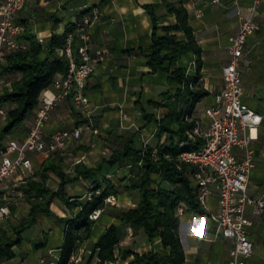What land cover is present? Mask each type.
I'll list each match as a JSON object with an SVG mask.
<instances>
[{
    "label": "crops",
    "instance_id": "0c3cea01",
    "mask_svg": "<svg viewBox=\"0 0 264 264\" xmlns=\"http://www.w3.org/2000/svg\"><path fill=\"white\" fill-rule=\"evenodd\" d=\"M166 1L182 3L188 13V23L193 30L194 38L201 48L202 77L199 86L209 95L196 104L193 118L205 126L206 117L201 114V109L211 105L213 95L222 88L221 68L229 58L227 50L229 37L236 34L239 27L236 12L246 14L250 0H220L218 3L212 0H25L18 12L17 22L23 26L24 31L45 44L52 35H60L74 25L87 7L99 6L101 10L100 18L90 28L91 54L95 58L96 49H104L106 53L101 55L95 64L85 87L90 116L98 127L99 134L92 135L89 131L83 130L78 140L69 141L63 150L57 152L63 157L62 165L67 173L72 174L74 164L79 161L93 167L101 158H107L114 148V142H117L120 136L133 134L135 148H141L144 141L150 146L156 144V124L145 116L150 115L155 119L164 116L168 108L157 107L155 104L163 103L164 95L173 93L176 85L170 81L169 73L160 70L151 72L147 66L145 49L150 44L152 22L144 7L154 6L159 18L158 24H172L175 18L167 14ZM197 10L201 11L200 17L195 16ZM260 13L264 16V3L260 6ZM58 52L61 53L60 50ZM192 61H195L193 54L184 55L177 61L175 67L182 66L186 69ZM4 64L5 62L2 65ZM239 71L243 86L242 101L255 112L264 113V22L246 38ZM60 77L57 75L56 81ZM13 78H18V75L11 77ZM197 107H200L199 110ZM33 116L34 111L2 140L1 147L10 140L21 143L27 135ZM84 121L85 114L82 109L75 107L70 99H64L50 113L45 125L46 137L62 129L81 126ZM3 125L4 119L0 118V131ZM257 134V139L251 143L255 150V160L248 178L247 192L252 197L264 198V122L258 127ZM26 154L31 160L33 173L48 156L36 151H28ZM129 173V167L119 169L103 167L102 174L114 185H120V192L115 196L116 204H106L97 221L93 223L86 245L95 242L106 227L117 222L116 215L119 212L135 207L136 194L124 191L121 187ZM27 177L14 174L0 185V195L4 196L16 189ZM56 183L57 180H50L52 187H55ZM88 185L89 182L79 179L67 186V193L70 197L83 198ZM68 189H71V192H68ZM59 204L61 214L53 210L57 217H70L76 212L61 202ZM207 204L209 212L217 210L215 187L211 188ZM25 207L26 216L29 208L27 203ZM201 211L194 212L183 207L182 214L178 215V234L185 263L227 264L230 241L219 234L216 223L210 219L209 213L202 209ZM248 217L251 221L248 238L253 243V252L246 259V264H264V212L258 216L248 213ZM39 218L38 216L37 222ZM42 222V229L37 228L34 231L37 223L27 229V232L31 230L27 243L20 248L13 247V258L0 264H40L41 259L47 262L54 260L49 253L52 252L54 257L58 256L63 240V225L58 218L53 217L48 221L43 219ZM0 228L9 230L6 219L0 221ZM119 249L134 253L151 250L166 252L159 240L149 241L141 230L133 234L129 226L124 228V235L115 251L116 255ZM82 257L84 260L85 255ZM87 257L84 263L82 260L69 264H85ZM129 259L130 257L127 259L118 257L115 262L109 264H128ZM96 263L97 258L94 256L90 264Z\"/></svg>",
    "mask_w": 264,
    "mask_h": 264
},
{
    "label": "trees",
    "instance_id": "16d2710c",
    "mask_svg": "<svg viewBox=\"0 0 264 264\" xmlns=\"http://www.w3.org/2000/svg\"><path fill=\"white\" fill-rule=\"evenodd\" d=\"M165 7L167 14L175 18L172 24H158L154 6L144 7L152 22L150 44L145 49L147 66L151 72L160 70L169 73L170 81L176 85L173 93L164 95L163 103L155 104L167 107V113L159 119L145 116L156 124V144L135 148L133 134L120 136L107 158H101L93 167L79 161L74 164L72 174L64 170L63 157L58 151L49 153L39 169L16 188L29 206L28 214L23 221L12 225L9 231L0 228V262L13 258V247L22 243L23 231L36 223L38 215H44L58 218L63 225V240L55 264H69L70 256L90 238L94 223L90 215L97 209L103 210L107 196H116L120 192V185H114L102 174L106 166L112 169L130 168L129 176L121 187L124 191L134 192L137 201L135 207L119 212L117 222L106 227L90 244V255L85 264H90L94 256L96 264H109L118 257H130L128 264H186L176 210L182 206L194 212L202 211L191 180L193 168L185 163L178 166L175 157L182 151L202 148L203 139H190L188 133L195 125L193 113L196 104L209 93L199 86L202 77L201 48L188 23L186 9L180 1H166ZM73 27L60 35H52L45 44L24 31L20 38L27 42V49L9 52L5 56L0 75L8 78L9 87H2L0 91V106L8 108L0 131V148L2 140L36 109L41 92L52 85L57 75L66 73L67 59L58 50L64 48L66 34ZM188 54L195 56L196 65L192 73L186 74L184 67L175 65ZM17 75L18 78L11 79ZM165 155L171 159H166ZM51 179L57 180L55 189L51 187ZM79 179L89 182L87 190L92 192L89 200L70 197L67 193V186ZM55 200L76 212L70 217H57L51 209ZM125 226H129L133 234L141 230L149 241L159 240L166 252L151 250L134 253L119 249L116 255Z\"/></svg>",
    "mask_w": 264,
    "mask_h": 264
},
{
    "label": "built area",
    "instance_id": "2783aa9c",
    "mask_svg": "<svg viewBox=\"0 0 264 264\" xmlns=\"http://www.w3.org/2000/svg\"><path fill=\"white\" fill-rule=\"evenodd\" d=\"M212 1L218 3L220 0ZM24 3L25 0H2L0 3V66L9 52L23 51L28 47L27 42L20 38L24 28L17 22V14ZM263 3L264 0H250L246 14L236 12L239 27L236 34L229 37V58L221 68L222 88L213 95V103L203 109L205 126L195 120L193 129L188 133L190 139H203V146L198 150L182 151L175 157L178 166L182 163L192 166L191 180L197 190L199 207L209 213L219 234L230 241L227 264H246V259L253 252V243L248 238V227L251 225L248 213L258 216L264 212V198L252 197L247 192L248 178L255 160L251 143L258 137L257 129L264 122V113L255 112L242 101L243 86L239 71L246 38L264 22V16L260 13ZM100 15L99 6L87 7L73 29L67 32L61 51L67 59V71L41 92L24 140L21 143L10 140L0 148V185L14 174L27 177L33 173L31 160L26 154L28 151L49 154L63 150L71 140H78L83 130L92 135L99 134L90 116L85 87L95 64L106 53L104 49H96V57L93 58L91 54L90 28ZM200 15L201 11L197 10L195 16ZM195 65V61L190 62L185 73H192ZM8 84V78L0 75V91ZM67 98L75 107L82 109L84 123L46 137L45 125L52 109ZM5 115L6 108L0 106V118L4 119ZM146 146L147 142L144 141L142 147ZM164 157L171 159L169 155ZM212 187L217 190L218 207L215 212H209L207 204ZM91 197L92 192L87 190L83 198L89 200ZM115 200L114 195H109L104 199V204H115ZM100 211L95 210L90 219H96ZM182 212L183 207L179 206L177 215ZM9 213L7 205L0 206V220L8 217ZM74 259L75 254H72L69 260Z\"/></svg>",
    "mask_w": 264,
    "mask_h": 264
},
{
    "label": "rangeland",
    "instance_id": "374dc122",
    "mask_svg": "<svg viewBox=\"0 0 264 264\" xmlns=\"http://www.w3.org/2000/svg\"><path fill=\"white\" fill-rule=\"evenodd\" d=\"M197 108L199 110L200 107H197ZM201 114L204 115L203 109H201ZM55 187H52V188L55 189ZM68 192H71V189H68ZM22 196H23L22 193L20 191H16V189L12 190L11 192H8L4 196L2 194L0 195V206L7 205L9 207V210H10V213H9L8 217L5 218L6 219V223H7V228H9V230H10V227L12 225H17L20 221H23L25 219V217L27 216V215L25 216V208H26L25 204H26V202L22 199ZM116 202H117V199L115 200V204H116ZM59 203H60V201L55 200L51 204V209H52V211L54 210L56 213L61 214L62 209H60V207H59L60 204ZM115 204H108V205H115ZM101 211H100L99 215L101 214ZM99 215H98V217H99ZM38 216L40 218H39L38 222L36 221L37 224L35 223L36 227L34 228V231H36L37 228H40V229L43 228V222H42L43 219H45V221H48V220L52 219V217H47V216H42V215H38ZM98 217L96 219L92 220V221L93 222L97 221ZM35 224H34V226H35ZM30 232H31V230L27 232V229L25 231H23V233H22V243L19 246H17L18 248H20V246L23 247V245H25V243H27V240H28V238L30 236ZM40 240H42V237H40ZM87 240H85L80 245V247L78 248L77 252L75 253V259L72 260V261H69V262H73V263L82 262V260H83L82 256L83 255H85V259H86L87 256L90 255V247L89 246H90L91 243L86 245L85 242ZM36 254L37 253H36V250H35V254L34 255H36ZM49 255L53 257V259H54V260H52L53 262L57 261L58 256H57V258H55L52 255V252H50ZM85 259L83 260V263H84ZM52 261H48L47 262L46 260H44V259L42 260L41 259L40 260V264H51Z\"/></svg>",
    "mask_w": 264,
    "mask_h": 264
}]
</instances>
